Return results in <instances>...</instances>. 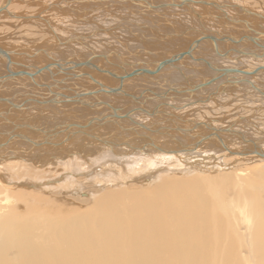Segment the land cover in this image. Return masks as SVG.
I'll return each mask as SVG.
<instances>
[{"label": "bare ground", "instance_id": "1", "mask_svg": "<svg viewBox=\"0 0 264 264\" xmlns=\"http://www.w3.org/2000/svg\"><path fill=\"white\" fill-rule=\"evenodd\" d=\"M45 1L0 0V9L5 8L0 13V37L5 35L0 38V50L8 53L15 68L30 75L12 81L6 79V74L9 72L5 68L3 56L0 55V83L5 85V87L0 86V103L24 105L21 108L23 113H28L27 109L32 110L29 114L31 116L28 117L32 122H35L32 114L39 109V113L35 115L44 116L46 124H50L44 123L47 129L53 126L50 131L64 132L61 137L55 134L47 135L45 142L52 139L49 143L55 148L43 149L39 147L40 143L36 142L43 140V136L35 138L33 135L32 138L28 133L35 129L33 127L36 123L23 127L28 129V132L21 131L20 126H12L11 122H9L11 126L0 123V142L1 140L4 142L0 146V264H264V156L258 154L264 152L262 148L264 146H259L253 140H246L244 134L238 130L225 128L227 125H218V121L213 122L203 116L193 119L189 115L196 108L198 109L195 111L198 113L205 108L213 110L210 106L212 102L219 109L223 104L221 106L218 104L217 96L232 94L239 89L241 90L238 93L245 94L248 104H254L255 101L259 103L262 99H259V96L255 98L256 94L253 91H256V87L264 89V79L258 78L263 73L256 75V79L254 78L256 76L252 80L249 78L253 86L248 83L245 85L250 86V90L242 85L232 88L233 86L223 83L226 79L222 77L200 89L201 94L196 91L187 94L184 93L187 87L217 74L204 62L183 57L180 63H176L177 65L163 68L157 78L144 77L140 84L138 80L132 81L134 78L132 77L128 79L131 82L124 83L133 88L143 86L141 91L130 92L125 86L126 92L115 93L116 95L113 96L111 95L113 93L101 92V87L88 78L83 77V80L78 78L73 81L61 75L65 70L70 71L68 68L73 63L79 65L81 62H89L94 68H105L102 66L104 60L108 66L114 68L119 67V63L123 68L126 63L130 70L129 65L138 67L142 63L152 68L173 54L179 53L175 51L176 49L186 48L182 50L187 52L190 46L193 47L195 58L206 59L198 56L201 52L200 46L195 48L197 40L202 44L200 38L205 32L209 33L207 36L213 37L226 33L223 36L228 40L227 42L240 40V35L253 38L254 43L242 39L243 44L252 43L249 44L255 47L252 51L244 48L243 51L237 52L235 48H228L226 45L228 49L224 52L218 44V50L215 44L212 46V51L220 56L224 57L227 53L226 58L236 53L237 57H233L231 61L241 66V69L252 70L258 65L252 68L253 62L240 59V56L254 58L262 54V49L258 45L264 46L261 42L264 36L252 31V25L256 24L254 20H244L245 24L242 17L240 22L236 20V16H234L235 20H232L228 10L239 8L241 12L247 14L255 13L258 9L253 11L241 5H229L228 1H224L229 4H221L218 8L223 9L221 11L225 15V18L221 19L218 13L211 12L215 10L216 5H220L217 1L209 0H187L183 1L184 3L180 0H168L161 2V5L155 0H149L153 8L150 9L149 6L147 7L149 12L141 13L136 6L146 9L144 0L143 2L141 0H47V4L44 3ZM200 4L205 7L200 8L198 12L193 5ZM172 7L176 9L186 7V9L183 8L179 12L168 11V8ZM245 10L248 12L246 13ZM121 12L122 14L130 12L136 15L135 17L143 15L152 23L150 26L157 24L158 28L154 29L148 24L140 27L149 28L151 33L153 31L157 44L167 49L163 50L157 46L147 49L150 44L148 47L145 44L147 48L144 52L147 57H142L140 47L136 46L133 47L134 50L132 48L130 50V47L120 39V42L116 41L113 32L121 28L128 29L123 24L124 21L116 20ZM185 16H189L188 25L193 24L192 17L199 19L201 29L190 28L183 34L176 32L174 26L181 32L176 21L181 22V17ZM203 19L209 23V28L205 26ZM227 20L233 24H228ZM129 22L134 24L136 21L134 22L133 19ZM18 23L31 24V27L28 25L23 27L30 28L29 32L26 30L27 32L21 33V35L29 33L27 37H22L20 33L21 37L15 36L19 31H13L15 28L13 26ZM159 26L166 28L161 29ZM256 29L261 30V27ZM191 31H197L201 36L191 41L192 38L189 37ZM130 33L128 34L136 35L132 30ZM11 34L16 37L15 40L9 38ZM178 36L183 38L180 39ZM100 39L106 43H109L108 39H110L125 46L126 49L122 53L109 48L104 52L98 51L94 46ZM180 41L184 42L182 46H179ZM172 45L175 49H169ZM125 52L127 53L124 54ZM150 55H154L155 59L150 58ZM186 58L200 63L202 67L198 70L194 66L195 70L191 73V77L200 78L196 83H192L191 77L186 74L189 71L186 65H191V69L193 68ZM57 63L61 64L62 68H57ZM173 70L183 78L185 82L183 86H175L170 82L174 80L170 76ZM208 70L212 75L210 78L204 75ZM74 71L79 75L78 77H81L82 73L91 74L100 85H103V90H107L106 87L110 86L104 78V75H107L105 73L103 76L93 74L97 72L89 70L87 66H80ZM117 71L114 72L123 75ZM59 78L66 79L65 83L68 84L62 85L60 80L54 82ZM51 81L53 83H50ZM117 82L119 84L118 80ZM43 85L52 86L53 92L64 89V91L71 90L73 94L74 91L86 90L98 93L86 97L81 105L78 104V108L82 106L84 109H78L76 114L67 106H58L56 110L49 109L55 113L51 114L50 111L46 113V108L42 107L47 104L46 97L49 95L47 92L49 89L42 87ZM214 85L213 89L206 91ZM176 88L179 92L172 93ZM169 94H177L178 99L171 98ZM161 95L163 98L160 97ZM125 97L129 98L128 103L131 104L128 109L124 107V102H127ZM30 99L33 100L29 101ZM170 101L172 104H169ZM10 108L13 109L12 106ZM10 111L6 108L0 110V118L3 121L10 118V115H5ZM56 114L70 118L61 121L64 123L54 124L51 119H56ZM146 119L151 121L150 124H144ZM110 124L112 128L108 130ZM255 127L259 133H262L257 126ZM206 130L208 133L219 131L216 133L219 134L220 139L215 137L201 141L207 134ZM74 135L82 136L75 139ZM179 136L183 139L178 138ZM74 140L75 145L71 143ZM239 141L244 144L243 148L240 147L241 144L238 147ZM99 143L105 144L108 150H104L105 148ZM35 147L39 148L35 149ZM66 147L73 149L68 151ZM72 150L79 154L96 152V158L89 161L81 158H72L68 161L57 158V163L48 159V156L51 157L56 151L69 155L67 157L76 155V153L72 154ZM33 158L38 160L34 161ZM27 163L33 164L37 180L30 178L33 175L23 173ZM60 168L81 172L83 175H71L67 180L61 179L62 181L53 177L50 180L42 178L56 173ZM83 170H90L92 174ZM19 181L22 183H18ZM128 184L134 185L126 187L125 185ZM85 185L109 188L102 187L93 191L90 199L93 201L84 208L66 199H71L73 196L68 192L76 189L80 191ZM121 185L123 186L117 188ZM149 185L152 186L147 187ZM50 189H58L60 193L55 194L56 196L51 195ZM86 201L89 200H82L79 204H86Z\"/></svg>", "mask_w": 264, "mask_h": 264}, {"label": "rangeland", "instance_id": "2", "mask_svg": "<svg viewBox=\"0 0 264 264\" xmlns=\"http://www.w3.org/2000/svg\"><path fill=\"white\" fill-rule=\"evenodd\" d=\"M47 1V0H46ZM117 1V0H116ZM146 3H148V4H145L144 5V8H147V7H149V8H151V1H149V0H144ZM156 1V3H159L160 5H161V2H168V0H155ZM184 1H186V0H184ZM205 1H208V0H205ZM209 1H217V4H219V5H223V4H229V5H231L232 4V6H235V5H238V6H244V7H246V8H249V9H251V10H253V11H255L256 9H258V10H256V11H259V12H257V13H259V14H261V15H263L264 16V0H209ZM224 1H228V2H224ZM218 2H221V3H218ZM223 2V3H222ZM243 2V3H242ZM45 4H47L46 2H44ZM127 5H130V6H133L134 4H132V3H130V4H128L127 3ZM146 5H148V6H146ZM201 5V4H200ZM197 6V5H193V7L196 9V11H198V12H200L199 10H201L200 8H204L205 6L204 5H201V6ZM135 6V5H134ZM174 6V5H173ZM204 6V7H203ZM250 6V7H249ZM120 7V6H119ZM118 7V8H119ZM137 7V6H136ZM199 7V8H198ZM254 7V8H253ZM138 8V7H137ZM183 8H185L186 9V7H182V8H170V9H173V10H178V11H180L181 9H183ZM120 9H122V8H120ZM119 9V10H120ZM212 9V8H211ZM255 9V10H254ZM263 9V10H262ZM223 10V9H222ZM226 10H228V9H226ZM261 10V11H260ZM123 11H126V10H123ZM216 11V12H215ZM234 11H236V12H234ZM256 11H255V13H256ZM120 12V11H119ZM211 12H213L214 14H217L218 13V15L221 17V19H224L225 18V15H224V13L221 11V10H218V9H216L215 8V10H212ZM225 12V11H224ZM233 12V13H232ZM220 13V14H219ZM238 13V14H237ZM98 14V13H97ZM128 14V15H127ZM228 14L230 15V18L232 19L233 18V20H235V18H236V20H238V21H240L241 19H243L242 21H244V20H254V22L257 24H253L252 25V27H253V29H255V30H257V31H260V32H264V18H257V17H250L249 16V14L247 15V14H245V13H243V12H241V10L239 9V8H235V9H233V11H232V8L230 9V10H228ZM237 14V15H236ZM241 14V15H240ZM118 18L116 19L117 21L118 20H122V21H124L123 22V24L125 25V26H127L128 27V29L127 28H123L124 30H122V28L121 29H119L118 31H116V32H113L114 34H115V38H116V41H118V42H120V40L122 41V42H124V44L126 45V46H128V47H130L129 49L130 50H132L133 49V47H140V51H142V53H141V55H142V57H147V55H146V53L144 52V49H146L147 47H148V45H149V47L147 48V49H153V48H155V46H157V47H159V48H161V49H163V50H166L167 48H165L164 46H162L161 44H157V42L155 41V37H154V35H153V31H152V33H151V30L150 29H148V28H142L141 29V27H140V25H149V27H151V28H157V24L156 25H154V26H150L152 23L150 22V21H147V18L145 17V16H143V15H141V16H137V17H135L136 15H132L130 12H124L123 14H122V12H121V14L119 13L118 14ZM129 16V17H128ZM234 16H236V17H234ZM187 17H189V16H187ZM192 17V16H191ZM242 17V18H241ZM116 18V17H115ZM121 18H123V19H121ZM241 18V19H240ZM253 18V19H252ZM111 19V18H110ZM114 19V18H113ZM133 20L134 19V24H130V22L129 21H131V20ZM192 20V22H193V24L192 25H190V26H192V28H195V29H201V27H200V23H199V19H197V18H195V17H192L191 18ZM220 19V20H221ZM260 19V20H259ZM194 20V21H193ZM204 20V24H205V26H208V28H209V23H206V20L205 19H203ZM115 21V20H114ZM129 23H128V22ZM228 21V20H227ZM259 21V22H258ZM230 21H228V24H230V25H232L233 23L232 22H230ZM253 22V21H252ZM253 22V23H254ZM263 22V23H262ZM6 23V22H5ZM260 23V24H259ZM105 24H106V22H105ZM108 24V23H107ZM19 25V26H18ZM24 25L25 26H27L28 25V27H31V24L30 23H26V24H20V23H18L17 25L15 24L13 27H15L14 28V30L13 31H16V32H18V34H16L15 36H17V35H19V33H20V35H21V33L24 31V32H29V30H30V28H23L24 27ZM195 26H197V27H195ZM255 26H257V27H255ZM211 27V26H210ZM260 28L261 27V30H259V29H256V28ZM159 28H162V27H160L159 26ZM212 28V27H211ZM130 29V30H129ZM147 29V30H146ZM215 29V28H214ZM27 30V31H26ZM131 30L134 32V33H136V35H129L128 33H130L131 32ZM149 30V31H148ZM144 31V32H143ZM205 32V31H204ZM121 33H123V34H121ZM141 33V34H140ZM125 34V35H124ZM131 34V33H130ZM189 34H191V35H189V37L190 38H192L191 39V41L192 40H195L196 38H198V37H200L201 35L199 34V32L197 33V31L195 32V31H191ZM197 34V35H196ZM205 34H209V33H206L205 32ZM224 34H226V33H222V36L224 35ZM19 35V37H27L28 35H29V33H27V34H23V35H21L20 36ZM25 35V36H24ZM148 35H150V37H148ZM211 35H214V34H212L211 33ZM12 36V37H11ZM11 36H9V38L11 39V40H15L16 39V37L15 36H13L12 34H11ZM132 36V37H131ZM215 36V35H214ZM3 37H5V35L4 36H1L0 38H3ZM143 37L145 38V39H143ZM147 37V38H146ZM177 37V36H176ZM179 38L180 37H182L183 38V36H178ZM194 37V38H193ZM125 38H127V39H125ZM120 39V40H119ZM136 39V40H135ZM152 39H154V40H152ZM181 39V38H180ZM105 40H107V39H105ZM109 40V43H106L104 40H102V39H100L98 42H97V44H98V46H97V44H95V49H97L98 51L100 50V51H102V52H104V51H106L108 48L109 49H114V50H118L119 52H121L122 53V51L124 52V49H126L125 48V46H122L120 43L119 44H117L115 41H112V40H110V39H108ZM132 41H134V42H132ZM143 41V42H142ZM155 41V42H154ZM190 41V42H191ZM264 38H262L261 39V42L264 44ZM116 44H115V43ZM151 42V43H150ZM225 44H224V43ZM141 43V44H140ZM144 43V44H143ZM209 43H212L210 40H208V41H204V40H202V44H200L199 46V48H201V52H200V54H198V56H203V57H205L206 59H208L210 62H212L213 64H215V65H217V66H220L221 64V67L220 68H226V67H238V68H240L241 66H238V65H236V63L234 62V63H232V61H233V57L235 58V56L237 57V54L236 53H232L231 55H230V58H226V57H223V56H220V55H218V54H216L214 51H212V46L211 45H209ZM218 43V45H219V48L221 49V50H223L224 52H225V49H228L229 47H231L232 49H234V48H237V47H243V48H245V49H251L250 51H252V50H255V47L253 46V45H249V44H252V43H250V42H246V43H238V44H233V43H231V42H225V41H218L217 42ZM221 43H223V44H221ZM228 43V44H227ZM102 44V45H101ZM145 44L147 45V47H145ZM110 45V46H109ZM174 45H176L175 43H174ZM174 45H172V46H170V48L169 49H175V47H174ZM189 45V44H188ZM187 45V46H188ZM226 45H227V47H226ZM231 45V46H230ZM237 45V46H236ZM23 46H25V45H23ZM186 46V47H187ZM224 46H225V48H224ZM235 46V47H234ZM249 46H251V47H249ZM253 46V47H252ZM151 47V48H150ZM185 47V46H184ZM204 47H206V48H203ZM102 48H103V50H102ZM132 48V49H131ZM257 48V47H256ZM121 51H120V50ZM182 49H186V48H182ZM181 48H178V49H176L175 51H178V52H181V51H183ZM203 49V50H202ZM134 50V49H133ZM181 50V51H180ZM175 51H173L174 53H176ZM205 51V52H204ZM209 53H208V52ZM172 52V51H171ZM207 52V53H206ZM127 52H125L124 54H126ZM145 53V54H144ZM143 54H144V56H143ZM212 55V56H211ZM218 55V56H217ZM163 58L165 57L164 55L162 56ZM162 57H160V59H162ZM211 57V58H210ZM222 57V58H221ZM132 58H134V57H132ZM150 58H154L155 59V57H154V55H150ZM244 58V59H243ZM246 58V59H245ZM187 59V60H186ZM186 59H184V60H186V61H188V64H190V63H192V64H194L193 65V68L191 69V65H186V66H188V67H186V69L187 70H189L188 71V73H186L187 75L189 74V78L191 77V73L195 70L194 69V66L199 70V68H202V67H200V63H197V62H193V61H190L188 58H186ZM240 59H243V60H247V61H249V62H253L252 64H254L253 65V67L252 68H254L255 66H262V65H264V59L263 58H261V59H263L262 61H261V59L260 58H252V57H247V56H240ZM133 60V59H132ZM157 60V59H156ZM232 60V61H231ZM235 61V60H234ZM103 65L102 66H105V68H110V70L112 71V70H114V71H117V70H119V71H117V72H120V73H126V72H130V69H128L129 67H127V66H125L124 65V70H120V68H114V67H111L110 65L108 66L107 65V62L104 60V62L102 63ZM142 64H144V63H142ZM228 65V66H224V65ZM119 65H120V63H119ZM177 65V64H176ZM230 65V66H229ZM250 65V64H249ZM108 66V67H107ZM138 67H144V65H139ZM244 67H247V66H244ZM114 68V69H113ZM248 68H249V66H248ZM170 69V67H168L167 68V70H169ZM241 69V68H240ZM186 70V71H187ZM191 70V71H190ZM113 71V72H114ZM163 72V71H162ZM161 72V73H162ZM171 72V71H170ZM173 72H174V70H173ZM171 73L170 74V76H172L173 77V81H170V82H173V84L176 86V85H178V86H183L184 84H185V82H184V80H183V78L179 75H177L175 72V74L174 73ZM213 73V72H212ZM263 73V75L261 76V77H258V78H262V79H264V72H262ZM93 74H96V75H101V76H103L104 74L103 73H93ZM206 74H208V75H206ZM237 73H234V75L233 74H230V75H232L231 76V78H244L245 76H242V75H240V74H238V75H236ZM205 76H206V78H210L212 75H210V71L208 70L207 71V73L205 72V74H204ZM161 76V75H160ZM163 76H165V75H163ZM167 76H169V75H166V77ZM177 76V77H176ZM159 77V76H158ZM104 78H106L107 79V82H108V84L110 85V86H117L118 85V82H117V80L116 79H113L112 77H107V75H104ZM156 78H157V76H156ZM212 78V77H211ZM255 79L257 78V76L256 77H254ZM254 78H251V80L252 79H254ZM61 78H59L58 80H60ZM109 79V80H108ZM144 79V77H142V76H137V77H134L133 79H132V81H134V80H138L139 82H140V84H141V82H142V80ZM163 79V78H162ZM200 78H197V77H191V82L192 83H196V82H198L197 80H199ZM72 80V79H71ZM74 81V80H73ZM114 81V82H113ZM176 81V82H175ZM128 82H131V80L129 81H126V84L128 83ZM50 83H53V81H51ZM179 83V84H178ZM64 84H68V83H64ZM64 84H62V85H64ZM115 84V85H114ZM126 84H124V88H125V86H126V88L127 89H129L128 91H132V92H137V91H141L144 87L143 86H139L138 88H133V86H128V85H126ZM245 86V88H247V89H249L250 90V86H246L245 84H240V86ZM69 87H71V86H69ZM215 87V86H214ZM213 88V87H212ZM232 88H236L235 86H233ZM136 89H138V90H136ZM8 90H11V89H8ZM8 90H6V91H8ZM241 89H239V90H235V91H233L234 93L236 92V94H234V93H232V94H223L224 96H222V94H220V95H218L217 96V98H219V99H217L218 100V104H220V106L221 107H219V109H217L215 106H214V104H210V106L215 110V111H213L211 108L210 109H206L205 108V110L203 111V110H201V113H198V112H196L195 110L196 109H198V108H196L195 110H193V111H191L190 113H189V115H190V117L191 118H193V119H199L200 118V116H203V117H208V118H210L211 119V121H213V122H217L218 121V125H227L225 128H228V127H231V128H233V130H238V131H240V132H242L243 134H244V136L246 137V140H248V139H250V140H253L254 142H257V144L259 145V146H264V104H262V102L264 103V98L261 96V95H259V93L258 92H254L253 91V93H255L256 95H255V98L257 97V96H259L258 98L259 99H262V100H260L259 101V103H257L256 101V103L254 102V104L252 103V104H248V101H246V98H245V94L243 95V94H241V93H238L239 91H240ZM10 91H8V93H9ZM44 92V91H43ZM48 93H49V91H47ZM55 92H61V93H63V91H61V90H55ZM173 93V92H172ZM258 93V94H257ZM67 94L68 95H70V93L69 92H67ZM112 96L113 95H116L115 93H113V94H111ZM233 95V96H232ZM51 96V94L49 93V95L46 97V99H47V101H49V100H52L53 98H52V96ZM244 97V98H243ZM262 97V98H261ZM50 98V99H49ZM126 98V100H127V102L125 103L124 102V107L126 108V109H128V108H130L131 106V104H129L128 102V99L129 98H127V97H125ZM124 98V99H125ZM115 99H119V98H115ZM31 100H33V99H30L29 101H31ZM167 100V99H166ZM213 100H215L214 98H213ZM241 100V101H240ZM159 101V100H158ZM209 102V101H208ZM221 102V103H220ZM19 104V103H18ZM35 105L37 104V103H34ZM75 104V103H74ZM71 105V104H66V103H63V104H59V105H53V104H50V103H47V104H45V105H43L42 107H45L46 109H45V111H46V113H49V111L50 110H56L57 108H58V106L60 107V106H67V108H69V109H71V111L73 110V112L76 114L77 113V110L78 109H80V110H83L84 109V107H82L81 106V108H78V104H75V105ZM127 104V105H126ZM169 104H172V101H170L169 102ZM227 104H229V105H227ZM232 104V105H231ZM0 105H1V108H0V110H2V109H5L6 108V110H8V111H10L9 110V108H10V105L9 104H5V103H0ZM47 105V106H46ZM50 105H52V106H50ZM246 105V106H245ZM262 105V106H261ZM37 106H41V105H39V104H37ZM50 107V108H47V107ZM74 106H75V108H74ZM224 106V107H223ZM260 106V107H259ZM9 107V108H8ZM263 107V108H262ZM13 108V107H12ZM244 108V109H243ZM246 108V109H245ZM11 109V108H10ZM50 109V110H49ZM105 109V108H104ZM231 109V110H230ZM262 109V110H261ZM208 110H211V112L210 111H208ZM223 110V111H222ZM30 111H32V110H30V109H27L26 110V112H28V113H23V110H21V109H15V108H13V109H11V111L9 112V113H7V114H5L6 116H9L10 115V118H6L5 119V121H3L1 118H0V123L2 124H4V125H9V126H11V124L9 123V122H11L12 123V126H20V128H21V131H25V132H28V129H24L23 127H26V126H32L31 125V123H36V125L33 127V128H35V129H33L31 132H28L30 135H32V138L34 137L33 135H35V138L36 137H38V136H43V140H38V141H36L37 143H40V146L39 147H41V148H43V149H48V148H55L54 147V145L52 144V143H49V141L50 140H52V139H49V140H47L46 142H48V143H46L45 142V138H46V136L47 135H51V134H55L57 137H61V135H63L64 134V132H58V133H56L55 131H50L49 129H51L53 126H51V127H49V129H47L46 128V125H50V124H46L47 122H46V120H45V118H44V116H41V117H37L36 115H37V113H39V109H36V111H35V113L34 114H32V116H33V119H35V122H32V121H30V120H28V117L29 116H31V115H29L30 114ZM63 111L64 110H62L61 112L63 113ZM225 111V112H224ZM261 113H260V112ZM263 111V112H262ZM196 112V113H195ZM208 112V113H207ZM236 112V113H235ZM237 112H240V113H237ZM242 112H243V114H242ZM246 112V113H245ZM50 113L52 114H55L54 112H52V111H50ZM59 113V112H58ZM210 113V114H209ZM232 113V114H231ZM26 114V115H25ZM36 114V115H35ZM219 114V115H218ZM242 114V115H241ZM140 115H142V114H140ZM240 115V116H239ZM57 114L55 115V118L56 119H54V118H52L51 119V121L53 120L54 121V124H56V123H60L61 121H65L64 119H67V118H70V117H68V116H65V115H58L57 117ZM142 116H144V115H142ZM237 116V117H236ZM256 116V117H255ZM62 117V118H61ZM236 117V118H235ZM239 117V118H238ZM245 117V118H244ZM247 117V118H246ZM258 118V119H257ZM8 119V120H7ZM23 119V120H22ZM30 119H32V117H30ZM235 119H237V120H235ZM252 119H255L254 121L252 120ZM22 120V121H21ZM26 120H28V121H26ZM141 120V119H140ZM147 120V119H146ZM259 120H261V121H259ZM20 121V122H19ZM52 121V122H53ZM67 121V120H66ZM144 121V120H143ZM149 120H147V121H145L144 122V124H150V122L151 121H149ZM263 121V122H262ZM7 123V124H6ZM44 123L46 124L45 126H44ZM61 123H64V122H61ZM258 123V124H257ZM2 124V125H3ZM167 124H169V123H167ZM178 124L180 125V126H182L181 125V123L180 122H178ZM232 126H231V125ZM252 124H254V126L252 125ZM170 125V124H169ZM221 125V126H222ZM109 126V128H108V130H110L111 128H112V125L110 124V125H108ZM255 126H257V128H258V130L260 131V132H262V133H259L257 130H256V127ZM262 126V127H261ZM220 127V126H219ZM245 127V128H244ZM246 127H247V129H246ZM250 128V129H249ZM53 129V128H52ZM39 131H41L42 133H39ZM57 131V130H56ZM248 131V132H247ZM105 132H106V130H105ZM141 132H144V131H141ZM209 132H211V131H209ZM205 133H207L206 135H208V134H210V133H208L207 132V130L205 131ZM222 135H224L223 133H221ZM249 134V135H248ZM251 134V135H250ZM103 135V134H102ZM154 135H156V134H154ZM260 135V136H259ZM263 135V136H262ZM24 136H26V135H24ZM75 136V139L76 138H78V137H80V136H82V135H74ZM156 136H158V135H156ZM177 136H178V134H177ZM163 137H165V136H163ZM251 137V138H250ZM72 138V137H71ZM178 138H180V139H183L181 136H179ZM63 139V138H62ZM190 140V139H189ZM168 141H169V139H168ZM170 141H173L172 139H170ZM208 141V140H207ZM206 141V142H207ZM228 141H230V140H228ZM42 142V143H41ZM68 142V141H67ZM66 142V143H67ZM162 142V141H161ZM164 142H166V140L164 141ZM164 142H162V143H164ZM240 143H239V145H238V147L240 146V144H241V148H243L242 147V145L244 146V144L242 143V141H239ZM4 142L1 140V142H0V146L3 144ZM72 144H74L75 145V140L73 141V142H71ZM31 144V143H30ZM165 144V143H164ZM249 144V143H248ZM74 145H72V146H74ZM99 145H101V147L102 148H105V144H102V143H99ZM104 145V146H103ZM64 146V145H63ZM63 146H61V147H63ZM39 147H35V149H38ZM263 149H264V147H262ZM26 148H23V150H25ZM34 149V150H35ZM58 149V148H57ZM66 149H68V151L69 150H71V149H73L72 147H66ZM240 149V148H239ZM104 150H108V148H105ZM264 151V150H263ZM72 152V154H75L76 153V155H70V157H67V156H69V155H64L62 152H57L56 151V153H54L53 155H51V157L50 156H48L49 158V160H50V162L53 160L55 163H57V158H60V159H67L66 161H68V160H71L72 158H81V160H84V161H89V160H91V159H93V158H96V152H92V153H88L87 152V154L86 153H82V154H79L77 151L75 152V150H72L71 151ZM59 156V157H58ZM72 156V157H71ZM56 159H55V158ZM257 157V156H256ZM257 159H260V158H257ZM33 160L34 161H37L38 159H35V158H33ZM41 163V162H40ZM260 164H262V163H260ZM40 165V164H39ZM24 169V172L23 173H28V174H30V175H33V176H30V178L31 179H35V180H37V177H36V173H35V169H34V167H33V164H31V163H27V165L23 168ZM19 170V169H18ZM85 173H88V174H92V172L89 170H83ZM99 171V170H98ZM99 172H101V171H99ZM234 172V170L232 171V173ZM200 174H202V173H200ZM71 175H83L81 172H73V171H69L68 169H58L57 170V172L56 173H53V174H48V175H45V176H43L42 178H44V179H47V180H50L52 177L54 178V179H57V180H59V181H62L61 179H63V180H67L68 178H70L71 177ZM24 179V178H23ZM149 182H151V184H152V181L151 180H149ZM18 183H22V181H19ZM120 183H122V182H120ZM119 184V183H118ZM131 185H134V184H128V185H125L126 187H130ZM51 186V185H50ZM49 186V187H50ZM123 185H121V186H117V188H119V187H122ZM152 185H149V186H147V187H151ZM109 188L108 186H96V187H92L91 185H85V186H83V187H81V189H80V191L78 190V189H76V190H73V191H71V192H68V193H70V194H72L73 196H72V198L70 199V198H66L67 200H71L76 206H78V207H85V206H87V204L88 203H90L91 201H93V200H90V199H92V193H93V191H95V190H97V189H100V188ZM125 187V188H126ZM50 193H51V195H54V196H56L55 194H59L60 193V190H58V189H56V190H54V189H50ZM87 195V196H86ZM95 199V198H94ZM82 200H89V201H86L85 203L86 204H82V205H80L79 204V202H81ZM82 208V209H83Z\"/></svg>", "mask_w": 264, "mask_h": 264}, {"label": "water", "instance_id": "3", "mask_svg": "<svg viewBox=\"0 0 264 264\" xmlns=\"http://www.w3.org/2000/svg\"><path fill=\"white\" fill-rule=\"evenodd\" d=\"M181 3H182V1H181ZM215 7L218 9L219 7H221V5L220 6L216 5ZM4 9L5 8L2 7L0 9V13ZM245 12L247 13L248 11L245 10ZM248 14L252 15L253 17H257V18H263L264 17L263 15H261L259 13L248 12L247 15ZM234 22H236V21H234ZM243 23L245 24L246 22L243 21ZM254 30L252 29V31L255 34L258 33V34H260V36H264V33L256 32L257 30H255V31ZM200 39H201V41L202 40H210V41H212L215 44V47L217 48V50H218L217 42L219 40L220 41H225V42L228 41L224 36H221V35L217 36V37H213V36H210V35L207 36V34H202V37ZM239 41L240 40H237L236 42L234 41V42H231V43H234V44L237 43L238 44L240 42H243V41H240V42ZM246 41H250L252 43L255 42V40L253 38H251V37H246ZM199 42H200L199 40H197L195 42V48L200 45ZM258 47L260 49H262V54L256 55V56H254V58H264V46L258 45ZM192 48L193 47L190 46L188 48L187 52L182 51V52L173 54L170 58L158 63L155 67H152V68H151V66L148 67L145 64H142V65L147 66V67H134L133 65H129L130 68H131L130 72H126L123 75H119L118 73L112 72V71L108 70L107 68H103V67L94 68V66L92 64L89 65V62H81L79 65L77 63L76 64L73 63L70 66V68H68L70 71L65 70L63 72L64 74H61V75L67 76L66 79H72V80H76L78 78L80 80H83V77L84 78H88L92 83H94L96 85L98 84L101 87L100 91L103 92V93H107V92H109L110 94L111 93H124V92H126L124 90V83L126 82V80L131 79L132 77H137V76H142V77H146V78L156 77L163 68H166L167 66H174V64L180 63V60L183 57H188V58L190 57L191 59L194 58V61H197V62L198 61H202V62H204V63L209 65V61H207L206 59H204L202 57L195 58L196 56H194V54H193L194 51H192ZM0 55L3 56L4 63H5L4 64L5 68L9 72L8 74H6V79H9V80L12 81V80L17 79V78L30 76V75L27 74L28 72H25V71H23L21 69H18V68L14 67L15 65H13L12 61H10L8 53L0 50ZM225 55H224V57H226ZM105 59H107V58H105ZM56 65H57V68H62L61 64L57 63ZM124 65L127 66L126 63H124ZM80 66H84V67L87 66L88 69L93 71V72L105 73L109 77H112V78L118 80L119 84L117 86H107L106 87L107 90H105V89L103 90V85L102 84L100 85V83L97 81V79H94L91 74L82 73V75H80L82 77V79H81V77H78L79 75L76 74V72L74 70L77 69ZM118 66H119L118 68H120L121 70H124L122 65H118ZM12 67H14V68H12ZM45 68H47V67L45 66ZM44 70H46V69H44ZM214 70H215L217 75H214L212 78H210L208 80L203 79L202 82L194 84V85H192L190 87H187L185 89L184 93L192 94L193 92H195L197 90H200L203 87L208 86L209 84L220 80V78H222V77H224L226 79V81L223 82V83H226L227 85H230V86L238 87V86H240V84H247V83L250 84L251 86H253V83L250 81L249 78H253L254 76L258 75L259 73L264 72V66H258V67L254 68L252 70L240 69V68H224V69L214 68ZM71 72H73V74ZM234 73L240 74V75L245 76V77L244 78L243 77L242 78H238V79L229 78L230 74H234ZM218 75H219V77H217ZM68 77H70V78H68ZM52 78L54 79V77H52ZM66 79H60V83L64 84ZM57 81H59V80H56V81L54 80V82H57ZM42 87L49 89V93L53 96V99L50 100V101H47V103H50V104H53V105H57V104H60V103H75V104L81 105V103L86 99V97L94 96V95H96V93H98V92H96L94 90H93L94 92H88L89 90H86V91H81V92L74 91V94H73L71 92V90L64 91V89H62L63 93H61V92L55 93V92L52 91V86L43 85ZM218 89L220 90V87ZM222 90H224V88ZM255 90L264 97V89L256 87ZM67 92H70L71 94L68 95V94H66ZM172 92L178 93L179 90H177V88H176V89H173ZM199 102L201 103V101H199ZM10 106H12L15 109H21L24 105L12 103V104H10ZM68 128H70V127H68ZM216 132H219V131H216ZM216 132L212 131L210 134H208L204 138H202L201 141H205V139H210V138H215V137L220 139L219 134L216 133ZM258 154L264 156V152H262V151L259 152Z\"/></svg>", "mask_w": 264, "mask_h": 264}, {"label": "crops", "instance_id": "4", "mask_svg": "<svg viewBox=\"0 0 264 264\" xmlns=\"http://www.w3.org/2000/svg\"><path fill=\"white\" fill-rule=\"evenodd\" d=\"M142 1V0H141ZM184 0H182V2H183ZM187 1V0H186ZM46 3H47V1H45ZM143 2V1H142ZM180 2H181V0H180ZM184 3V2H183ZM145 4H148V3H146L145 2ZM137 8V7H136ZM151 8H153L152 6H151ZM150 8V9H151ZM137 9H139V10H141L140 11V13L141 12H149L150 10H147V8L146 9H141V8H137ZM168 11H174V12H179L178 10H173V9H170V8H168ZM181 11V10H180ZM187 16H185V17H181V22L180 21H176V23L180 26L179 27V29L181 30V32L176 28V26H174V28H175V30H176V32H178V33H180V34H183V33H187L186 31H188L190 28H192V26H190V25H192V24H190V25H188V22H187ZM233 20V19H232ZM234 22V21H233ZM236 23H238V21H236ZM239 25V24H238ZM152 26H154V25H152ZM158 28V27H157ZM164 28H166V27H162L161 29H164ZM149 29V28H148ZM154 29V28H153ZM217 30V29H216ZM226 31H227V29H226ZM216 32H218V30L216 31ZM258 32H260V31H258ZM246 39V37L245 36H243V35H240V41H242V39ZM183 43L184 42H182V41H180V43H179V46H182L183 45ZM240 43H242V42H240ZM213 44L214 43H211L210 45L211 46H213ZM218 44V43H217ZM219 46V45H218ZM236 49V51L238 52V51H243L244 50V48L243 47H237V48H235ZM191 61V60H190ZM232 63H234V62H232ZM192 64V63H191ZM205 65H207V66H209V67H211V68H220L221 67V65L220 66H217V65H215V64H213L212 62L211 63H209V65L208 64H206V63H204ZM192 65H194V64H192ZM224 65V64H223ZM224 66H228V65H224ZM230 66V65H229ZM263 66V65H262ZM225 68V67H224ZM227 68V67H226ZM215 71V70H214ZM0 86H3V87H5V85L3 84V83H0ZM215 86V85H214ZM214 86H210L208 89H206V91H210V89H213L214 88ZM213 87V88H212ZM3 92V91H2ZM197 93H199V94H201L200 93V91L199 90H197L196 91ZM203 94H205V93H203ZM170 96H171V98L173 97V98H176V100L178 99L177 97V94H169ZM161 98H163V95H161L160 96ZM191 100V99H190ZM175 101V100H174ZM191 102V101H190ZM211 104H214L213 102L211 103ZM214 106H215V104H214ZM214 110V109H213Z\"/></svg>", "mask_w": 264, "mask_h": 264}]
</instances>
